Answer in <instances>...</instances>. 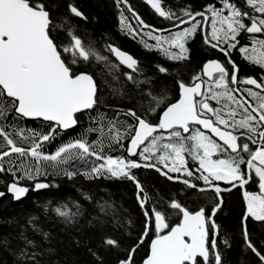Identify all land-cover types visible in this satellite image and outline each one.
Here are the masks:
<instances>
[{"label":"snow or ice","instance_id":"1","mask_svg":"<svg viewBox=\"0 0 264 264\" xmlns=\"http://www.w3.org/2000/svg\"><path fill=\"white\" fill-rule=\"evenodd\" d=\"M112 2L121 35L182 67L149 70L102 27L96 35L99 16L77 0H0V199L31 200L45 217L0 221L12 226L0 264H59L46 223L91 264H228L234 234L217 222L226 195L241 198L239 237L264 264V239L249 228L264 236V0H207L199 10L144 0L167 29L130 0ZM198 34L224 59L209 56L193 71ZM247 65L261 71L248 75ZM141 170L181 184L182 198L151 195ZM65 181L82 201L32 200ZM103 181L133 185L138 219L97 197Z\"/></svg>","mask_w":264,"mask_h":264},{"label":"trees","instance_id":"2","mask_svg":"<svg viewBox=\"0 0 264 264\" xmlns=\"http://www.w3.org/2000/svg\"><path fill=\"white\" fill-rule=\"evenodd\" d=\"M67 0H65V3ZM81 4L84 10L91 11L97 14L102 22V25L95 26L96 35L100 34L101 27L112 34L115 38L116 43L123 49L133 54L135 57L141 59V61L148 66V69L154 71L153 64L160 63L169 67L173 70L182 67V65L176 64L174 62L165 61L162 57L158 56L155 52H147L142 48L137 41L129 39L126 36L121 35L117 31L118 20L115 7L112 0H77ZM133 7L141 15V17L149 24L155 26L156 28H171L172 25L169 21L164 20L159 17L154 10L148 6L144 0H130ZM207 2V0H164L166 5H171L173 8L182 7L188 3L194 4L197 10L200 9L202 3ZM186 26V25H185ZM89 29H93V24L86 25ZM193 49L192 57L193 63L190 66V70L198 71L202 67V64L207 60L209 56L213 58L223 59V55L216 53L214 50L206 48L202 43V38L198 34L195 42L191 44ZM234 58L238 59L234 53ZM244 66V62H240ZM245 71L248 75L256 76L261 69L251 65L245 67ZM147 74V73H146ZM160 81L168 84L171 87V92L173 98H175V87L172 86V82L168 77L163 74L159 77ZM185 79H187V73H185ZM32 126H35L34 124ZM77 130H69L65 133L61 139L68 140L70 136H75ZM60 143L57 140L52 145V149ZM142 176L143 180L148 187H146L151 195H160L164 198H182V193L178 195L182 189V185L177 182L167 181L163 176L156 173L154 170H141L139 176ZM10 179V178H9ZM59 182V181H58ZM85 187L82 191L88 190V182H83ZM97 197H104L105 200L115 201L116 206H122L131 214L133 219L139 218L140 209L137 206L135 200V188L131 183H120V182H109L103 181L100 183L99 188L96 190ZM32 200L38 203H44L45 199L53 200L54 202L58 200H67L69 197L73 199H79L80 193L77 192L76 188L71 186V182H62L59 189H54L48 191L46 195L41 194H30ZM192 205L191 201L188 202V206ZM241 199L236 195L225 197V206L221 213L217 214L218 223L222 225L224 230H227L230 234H234V245L231 249L227 250L225 253V258L228 264H254L255 257L250 251H245L243 247V242L239 237L240 223L239 218L241 215ZM28 213H32L41 217V220H45L41 209L37 208L31 200H26L24 203L2 200L0 199V221L12 220L16 218L19 220L20 224L26 222V217ZM45 230L51 231L54 236L58 237L55 246L57 249V254L52 257L53 260L58 261L59 264H91V257L87 253L86 249L82 247H75L72 243V238L69 233L61 230L59 226L52 227L50 223L42 225ZM250 231L253 233L256 239H264L261 234V229L256 228V224L250 222ZM18 230V229H17ZM12 231V226L0 223V237L7 235L8 232ZM11 261V257H8Z\"/></svg>","mask_w":264,"mask_h":264},{"label":"rangeland","instance_id":"3","mask_svg":"<svg viewBox=\"0 0 264 264\" xmlns=\"http://www.w3.org/2000/svg\"><path fill=\"white\" fill-rule=\"evenodd\" d=\"M139 177H140L141 179H143V177H142L141 175H140ZM141 181L145 184L146 187H148V185H147L143 180H141ZM226 196H227V195H226ZM240 199H241V198H240ZM191 207H193V205H190V208H191ZM139 217H140V213H139ZM217 222H219V221H218V217H217ZM256 228L259 229V225H258V224H256ZM141 255H143V252L141 253ZM253 255H254V254H253Z\"/></svg>","mask_w":264,"mask_h":264},{"label":"flooded vegetation","instance_id":"4","mask_svg":"<svg viewBox=\"0 0 264 264\" xmlns=\"http://www.w3.org/2000/svg\"><path fill=\"white\" fill-rule=\"evenodd\" d=\"M224 59V58H223ZM223 59H221V60H223Z\"/></svg>","mask_w":264,"mask_h":264}]
</instances>
